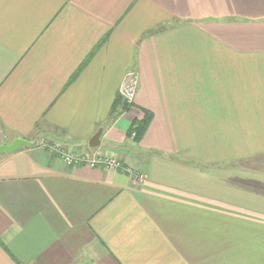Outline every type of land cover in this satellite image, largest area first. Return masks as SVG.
<instances>
[{
  "label": "crops",
  "instance_id": "obj_1",
  "mask_svg": "<svg viewBox=\"0 0 264 264\" xmlns=\"http://www.w3.org/2000/svg\"><path fill=\"white\" fill-rule=\"evenodd\" d=\"M15 138L35 145L0 154V264H264V0H0V144Z\"/></svg>",
  "mask_w": 264,
  "mask_h": 264
},
{
  "label": "built area",
  "instance_id": "obj_2",
  "mask_svg": "<svg viewBox=\"0 0 264 264\" xmlns=\"http://www.w3.org/2000/svg\"><path fill=\"white\" fill-rule=\"evenodd\" d=\"M138 86V73L134 69L125 71L118 89V95L127 103L132 104ZM134 137V134L131 135ZM44 147L69 166L86 165L89 167L103 166L112 170H121L136 182L142 183L145 175L131 166L122 164L116 157L102 155L99 152H80L72 147L57 143H46Z\"/></svg>",
  "mask_w": 264,
  "mask_h": 264
},
{
  "label": "trees",
  "instance_id": "obj_3",
  "mask_svg": "<svg viewBox=\"0 0 264 264\" xmlns=\"http://www.w3.org/2000/svg\"><path fill=\"white\" fill-rule=\"evenodd\" d=\"M118 101H121L124 106H128L130 104H127L120 96H117L116 99L114 100L113 106L111 108V117H115L119 114V111L116 110V106L118 105ZM143 115L140 119L133 120L130 128L128 129V135L131 136L134 134L133 139L134 140H140L142 135L144 134L146 128L148 127V124L150 123L152 119V113L149 110L142 109Z\"/></svg>",
  "mask_w": 264,
  "mask_h": 264
},
{
  "label": "water",
  "instance_id": "obj_4",
  "mask_svg": "<svg viewBox=\"0 0 264 264\" xmlns=\"http://www.w3.org/2000/svg\"><path fill=\"white\" fill-rule=\"evenodd\" d=\"M100 133H101V130H98L95 134H93V136L89 139V142H88L89 146L91 147L98 146ZM34 145H35V142H31L23 138H15L10 143L5 142V143L0 144V154L14 152L24 146L32 147Z\"/></svg>",
  "mask_w": 264,
  "mask_h": 264
},
{
  "label": "rangeland",
  "instance_id": "obj_5",
  "mask_svg": "<svg viewBox=\"0 0 264 264\" xmlns=\"http://www.w3.org/2000/svg\"><path fill=\"white\" fill-rule=\"evenodd\" d=\"M123 100V99H122Z\"/></svg>",
  "mask_w": 264,
  "mask_h": 264
}]
</instances>
